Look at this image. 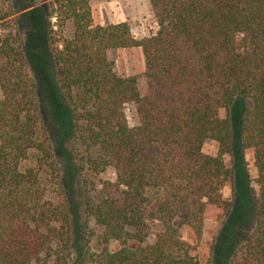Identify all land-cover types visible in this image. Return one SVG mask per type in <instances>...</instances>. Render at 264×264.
<instances>
[{"label": "trees", "instance_id": "1", "mask_svg": "<svg viewBox=\"0 0 264 264\" xmlns=\"http://www.w3.org/2000/svg\"><path fill=\"white\" fill-rule=\"evenodd\" d=\"M148 2L157 29L136 39L127 21L94 24L89 0H54L46 41L69 111L75 202L10 0H0V264H197L208 211H231L222 189L233 177L232 123L218 110L230 114L237 97L251 101L240 147L252 150L258 193L252 232L229 264H264V0ZM135 47L144 71L118 74L108 52ZM206 140L216 155L203 152ZM109 169L114 178L101 179Z\"/></svg>", "mask_w": 264, "mask_h": 264}, {"label": "rangeland", "instance_id": "2", "mask_svg": "<svg viewBox=\"0 0 264 264\" xmlns=\"http://www.w3.org/2000/svg\"><path fill=\"white\" fill-rule=\"evenodd\" d=\"M10 4L22 39L28 70L36 84L43 125L59 164L63 191L69 197L72 195L73 200L78 202L81 188L69 149V111L56 84L54 65L46 41L48 20L53 24L56 22L53 16L54 0H10ZM89 5L94 24L127 21L136 39L146 37L157 29L148 0H89ZM56 28L55 26L54 29ZM63 35H71L70 25ZM108 57L118 74L129 76L144 71V58L138 47L110 50ZM140 82L142 84V81ZM248 107H251L249 99L237 97L230 108V114H227L224 108L218 110L220 117L228 116L232 123V150L224 155V163L232 170L233 177L222 189L223 197L231 203V211L224 218H217L214 213L208 211L200 243L193 252L197 264H229L230 258L251 234L255 224L253 203L258 193L255 181L257 172L252 150L242 152L240 147L241 121L243 112ZM125 114L130 125L137 123L133 105L125 107ZM202 150L205 154L214 156L217 154V144L206 140ZM100 178L113 179V170H107ZM59 192L61 194L62 190ZM55 195L56 192H52L50 197L54 198ZM158 229L159 227H156L154 232ZM179 235L189 242L194 240L186 228H181Z\"/></svg>", "mask_w": 264, "mask_h": 264}]
</instances>
